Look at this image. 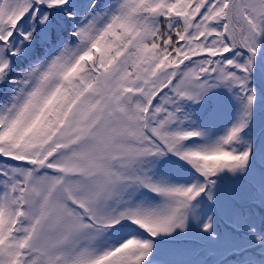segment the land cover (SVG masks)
Masks as SVG:
<instances>
[{"label":"snow or ice","instance_id":"6c2138e0","mask_svg":"<svg viewBox=\"0 0 264 264\" xmlns=\"http://www.w3.org/2000/svg\"><path fill=\"white\" fill-rule=\"evenodd\" d=\"M0 264H264V0H0Z\"/></svg>","mask_w":264,"mask_h":264}]
</instances>
